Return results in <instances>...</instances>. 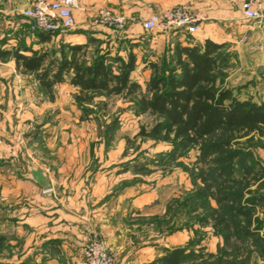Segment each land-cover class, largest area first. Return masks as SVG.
I'll list each match as a JSON object with an SVG mask.
<instances>
[{
	"label": "rangeland",
	"instance_id": "obj_1",
	"mask_svg": "<svg viewBox=\"0 0 264 264\" xmlns=\"http://www.w3.org/2000/svg\"><path fill=\"white\" fill-rule=\"evenodd\" d=\"M29 28L33 31L32 22ZM91 48L92 52L80 57L87 65L99 53L112 52L104 43H93ZM261 51L262 45L253 40L244 43V47L225 44L226 60L218 76L219 87L231 90L241 101L264 104V66L256 57ZM152 77L153 73L150 78L140 77L142 94L147 93ZM17 81L0 78V235L7 234L6 242L0 246V264L31 259L25 258L24 245L34 238L32 248L38 249L37 254L45 250L43 245L52 231L34 236L21 226L17 225L16 230L13 221H9L24 212L32 214L39 210L36 206L48 208L45 211L55 215L54 222L68 218L77 227L55 226L54 236L65 238L71 246L68 251L62 249L53 254L55 264H87L83 250L96 239L105 244L116 264L150 260L153 261L149 264H161L160 258L180 248L190 255L181 264H264L255 241L240 239L235 224L226 219L230 203L210 193L199 194L206 189L202 176L209 171V165L200 159L199 149L174 158L169 141L161 135L151 136L159 119L140 112L137 101L98 95L91 103L71 108L80 119L72 116L69 121L60 116L63 108L56 107L53 113H43L40 120L51 121L53 136L42 133L37 138L32 134L38 121L32 123L30 118L42 108L7 104L9 99L21 101L20 92L13 86ZM22 81L24 87L31 84V78ZM3 117L10 122L6 130ZM234 143L251 148L264 167V135L238 134ZM48 166H52L54 185L39 191L40 197L30 187L21 190L19 181L35 178ZM260 169L258 166L257 171ZM258 177L239 172L235 176L237 182L226 190L232 186L244 188L247 199L251 193L263 195L264 177ZM100 188L106 194L100 202L92 201V194ZM20 192L22 195L16 199ZM75 204L82 208L74 209ZM254 219L264 223V204L256 208ZM220 220L225 221L224 225ZM40 221L45 220L38 219L36 223L40 225ZM48 222L45 227L53 218ZM260 235L264 236V228Z\"/></svg>",
	"mask_w": 264,
	"mask_h": 264
},
{
	"label": "crops",
	"instance_id": "obj_2",
	"mask_svg": "<svg viewBox=\"0 0 264 264\" xmlns=\"http://www.w3.org/2000/svg\"><path fill=\"white\" fill-rule=\"evenodd\" d=\"M35 1L0 0V50L11 54L6 60L0 61V78L18 79L13 86L15 90L20 92L21 101H19V98H15V101L9 99L7 104H14L13 106L16 104L18 107L27 105L42 108L38 109L37 113H34L30 118L32 123L36 122V120L38 121L32 134L37 138L42 133H46L48 136L52 134L53 136L51 121L49 123V120H40L43 113H53L56 107L63 108L60 111L62 112L60 116L62 115L67 121L72 119V116L78 120L80 119L78 114L73 115L74 110L72 111L71 109L77 106L76 96L81 91L79 87L72 84L73 71L70 73L64 72L63 81L55 83L51 87L44 86L38 79V76L47 70H49L50 76L56 75L60 70L63 53L67 55V60H71V47H84L83 51L77 56L80 61L86 52L93 51L91 48L93 43L109 44L112 49V52L109 53V58L112 59L119 57L124 62H127L129 56L133 55L136 66L130 80L140 86V77L147 76L150 78L151 74L154 73V67H162L166 59L173 57L177 46H203L207 41L219 45L231 43L244 47V43L253 40L256 44L262 45V51L256 57L260 59V65L264 66V21L249 22L243 19L240 10V4L243 0H208L207 2H202L201 0H78L74 9L75 26L70 30L54 34L30 30L31 21L24 16V13L32 7ZM47 1L53 2L55 0ZM177 7H183L191 14L199 15L204 19L200 24L198 33L191 35L181 30L162 31L155 29L146 31L144 29V23L152 16L162 15ZM102 9H108L115 15L125 18L124 29L117 30L98 23L99 11ZM15 53L27 58L45 55L46 60L39 70L30 71L24 68L22 62L18 63L16 61ZM114 70L115 74H118L117 67ZM26 78H31V84L28 87L22 85V79L26 80ZM23 96H26V98H23ZM3 122V129H8V123H10L8 118L3 117ZM44 129L47 132H44ZM4 139L9 142L13 141L8 138ZM67 147L70 148V145ZM41 170L42 172L37 173L35 178L30 177L19 181L21 190L30 187L40 197L39 191L48 190L50 186L54 185L52 166ZM16 182L15 180L14 183ZM97 185L99 184L94 186ZM105 194L106 192L102 188L94 191L92 201L97 200L96 202H100ZM20 195H22L21 192L15 196L16 199ZM78 195L81 197L80 194ZM37 200L41 202L40 199ZM36 207L39 210L32 212V214L23 210L24 213L20 217L9 221H13L16 230L18 225L27 232L31 230L30 234L34 236L48 231H52V234L47 236L48 238L43 245L45 250H41V255L37 254L38 249L32 248L35 245V238L30 243H26L24 245L25 258H30L31 256V259L28 258L29 260L25 263H23L24 260H21V263L18 261V263L41 264L44 262V264H55L53 254L58 251L61 252L62 249L68 251L71 248L65 242V238L54 236L55 226L60 227L63 225L68 229L77 227L69 222L68 218H62L60 221L54 222L55 215L45 211L48 208ZM74 207V209L82 208L76 206V204ZM95 212L98 215L101 213L100 211ZM74 217L72 218L74 219ZM47 218H53V222H50L51 224H47L45 227V223H49L48 221L50 220ZM38 219H44L45 221H40L41 224L39 225L36 223ZM9 221L8 223H10ZM24 226L29 228H23ZM6 235L5 233L3 236L7 237ZM34 250L36 251L35 253H33ZM151 261L153 260L140 262V264H149Z\"/></svg>",
	"mask_w": 264,
	"mask_h": 264
},
{
	"label": "trees",
	"instance_id": "obj_3",
	"mask_svg": "<svg viewBox=\"0 0 264 264\" xmlns=\"http://www.w3.org/2000/svg\"><path fill=\"white\" fill-rule=\"evenodd\" d=\"M83 49L82 46L71 47V60L63 53L59 72L50 76L49 70L45 71L38 76L40 82L51 87L63 81L64 72L73 71L72 84L81 90L76 97L80 107L104 94L121 96L128 102L137 101L140 112L159 119L150 135L154 138L161 135L169 141L174 158L198 148L201 161L209 165L208 174L202 176L206 189L199 194L210 193L230 203L225 211L226 219L235 224L240 239L255 241L264 259V236L260 235L264 223L254 219L256 208L264 204V194L251 193L247 199L244 188L232 186L226 190L229 184L237 182L235 176L239 172L264 177L263 163L256 160L251 148L234 145L238 134L264 135V104L241 101L231 90L219 87L218 76L226 60L225 45L207 41L203 46H177L173 57L166 59L162 67H154L146 94H142L140 85L130 80L136 66L133 55L127 62L119 57L109 62V53H99L92 64L87 65L77 58ZM10 55L0 50V61ZM14 57L30 71L39 70L46 60L45 55L27 58L15 53ZM115 64L118 74H115ZM258 166L261 169L257 171ZM212 187L216 190L212 191ZM224 223L220 220V224ZM254 223L256 228L252 229ZM5 242L6 237L0 235V246ZM189 256L186 249L180 248L160 258L159 263L181 264Z\"/></svg>",
	"mask_w": 264,
	"mask_h": 264
},
{
	"label": "built area",
	"instance_id": "obj_4",
	"mask_svg": "<svg viewBox=\"0 0 264 264\" xmlns=\"http://www.w3.org/2000/svg\"><path fill=\"white\" fill-rule=\"evenodd\" d=\"M207 2L208 0H201ZM78 0H36L24 16L32 22V30L36 32L59 33L75 26L74 9ZM243 19L249 22L264 21V0H243L240 4ZM203 18L177 7L162 15L152 16L144 23L146 31L160 29L162 31L181 30L194 35L199 32ZM98 23L123 30L126 19L115 15L108 9L99 11ZM83 258L87 264H116L105 244L94 240L83 250Z\"/></svg>",
	"mask_w": 264,
	"mask_h": 264
}]
</instances>
